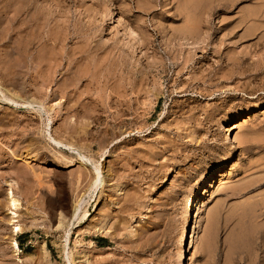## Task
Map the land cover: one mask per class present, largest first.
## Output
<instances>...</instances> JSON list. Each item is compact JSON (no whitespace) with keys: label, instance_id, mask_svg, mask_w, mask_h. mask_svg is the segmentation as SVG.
Masks as SVG:
<instances>
[{"label":"rangeland","instance_id":"obj_1","mask_svg":"<svg viewBox=\"0 0 264 264\" xmlns=\"http://www.w3.org/2000/svg\"><path fill=\"white\" fill-rule=\"evenodd\" d=\"M0 8V264H264V0Z\"/></svg>","mask_w":264,"mask_h":264},{"label":"bare ground","instance_id":"obj_2","mask_svg":"<svg viewBox=\"0 0 264 264\" xmlns=\"http://www.w3.org/2000/svg\"><path fill=\"white\" fill-rule=\"evenodd\" d=\"M2 1V0H1ZM22 1V0H21ZM4 2V1H3ZM33 2V1H32ZM2 3V2H1ZM5 3H6V1H5ZM13 3V2H12ZM16 4V3H15ZM19 4V3H18ZM24 4V3H23ZM22 4V5H23ZM27 4V3H26ZM36 4V3H35ZM8 5V4H7ZM37 5V4H36ZM6 6V5H5ZM19 6H21V5H19ZM18 6V7H19ZM28 6V5H27ZM32 6V5H31ZM34 6V5H33ZM2 7H3V5H2ZM12 7H13V5H12ZM24 7H25V5H24ZM35 7V6H34ZM37 7V6H36ZM14 8V7H13ZM32 8V7H31ZM31 8H14L13 10H12V8H10L11 10H9V11H11V12H13V15H12V20H16L18 23H20V24H22V26H24V24H28V22H29V20L31 19V22H32V17H33V14H34V12H35V10H34V8H33V10H34V12H33V10L31 9ZM37 9V8H36ZM6 10V9H5ZM5 10H3L2 9V11H5ZM1 11V8H0V12H2ZM10 13V12H9ZM37 13V12H36ZM50 14V13H49ZM1 15V14H0ZM36 15V14H35ZM1 16H3V15H1ZM4 16H7L8 17V15H4ZM39 16V15H38ZM35 17V16H34ZM33 17V18H34ZM2 18V17H1ZM5 18V17H4ZM37 19V18H36ZM50 19V18H49ZM38 21V20H37ZM117 21V20H116ZM2 22V21H1ZM34 22V21H33ZM39 22V21H38ZM30 23V22H29ZM1 26V25H0ZM16 26V25H15ZM14 26V27H15ZM20 26V25H19ZM27 26H29V25H27ZM31 26H33L32 24H31ZM38 26V25H37ZM51 26V25H50ZM13 27V28H14ZM18 27V26H17ZM30 27V26H29ZM49 27V26H48ZM56 27V26H55ZM26 28V27H25ZM41 28V27H40ZM8 29V28H7ZM15 29H17L16 27L14 28V30L13 31H15ZM21 29V28H20ZM19 29V30H20ZM2 30V29H1ZM4 30V29H3ZM10 30V29H9ZM12 30V29H11ZM10 30V31H11ZM18 30V29H17ZM31 30H33L32 29V27H31ZM38 31V30H37ZM16 32V31H15ZM46 32V31H45ZM49 32V31H48ZM4 33V32H3ZM31 33V32H30ZM35 33V32H34ZM33 33V34H34ZM5 34V33H4ZM3 34V36H5ZM10 34V33H9ZM24 35V34H23ZM7 36H8V34H7ZM43 36V35H42ZM41 36V37H42ZM27 37V36H26ZM40 37V36H39ZM3 38V37H2ZM6 38V37H5ZM13 38V37H12ZM45 38V37H44ZM45 39H47V38H45ZM10 40V39H9ZM43 41V40H42ZM145 41V40H144ZM1 42V41H0ZM13 42V41H12ZM33 42V41H32ZM15 44V43H14ZM27 45H29L28 43H27ZM27 45H25V47H28ZM23 47V46H22ZM20 47H18V49H19ZM38 48V47H37ZM5 49V48H4ZM21 49V48H20ZM28 49L29 48H27L26 50H24V48H23V52L21 53V54H19L20 52L17 50V53L19 54V56L21 57V59L23 60V62H24V64L26 65H24L25 67H28V64L29 63H33V62H36V60L38 59V58H40V57H42V55H40L41 53H37V52H32V51H28ZM7 50V49H6ZM32 50V49H31ZM44 50V49H43ZM38 51V50H37ZM56 55V54H55ZM15 56H17V55H15ZM83 57V56H82ZM6 58H7V56H6ZM8 58H9V55H8ZM50 58V57H49ZM61 58V57H60ZM18 59H19V57H18ZM20 59V60H21ZM43 59V58H42ZM12 60H13V58H12ZM17 60V59H16ZM15 60V61H16ZM81 60V59H80ZM79 61V60H78ZM39 62V61H38ZM51 63V62H50ZM78 63V62H77ZM229 63V62H228ZM7 64V63H6ZM12 64V63H11ZM256 64V63H255ZM238 66V65H237ZM30 67V66H29ZM234 67V66H233ZM2 68V67H1ZM18 69V68H17ZM33 69V68H32ZM24 70H26V68L24 69ZM71 71V70H70ZM260 71V70H259ZM20 72V71H19ZM66 72V71H65ZM77 72V71H76ZM8 73V72H7ZM15 73V72H14ZM37 73V72H36ZM61 73V72H60ZM22 75H21V77L22 78H26L27 77V72H25L24 73V71L21 73ZM30 74V73H29ZM63 74V73H62ZM14 76V75H13ZM12 76V77H13ZM19 77V76H18ZM6 78V77H5ZM14 78V77H13ZM19 79V78H18ZM17 79V80H18ZM11 80V79H10ZM15 80H16V78H15ZM33 80V79H32ZM51 81V80H50ZM66 81V80H65ZM8 82V81H7ZM19 82V81H18ZM23 82V81H22ZM48 82V81H47ZM12 83V82H11ZM33 83H34V81H33ZM32 83V84H33ZM61 83V82H60ZM70 83V82H69ZM13 84H14V82H13ZM20 84H22V83H20ZM36 84V83H35ZM15 85V84H14ZM63 85V84H62ZM12 86V85H11ZM9 87V86H8ZM34 87V86H33ZM12 88H13V86H12ZM17 89L19 90V91H21V87H19V85H18V87H17ZM16 89V90H17ZM25 89V88H24ZM23 89V90H24ZM33 89V88H32ZM61 89V88H60ZM0 90H1V88H0ZM26 90V89H25ZM8 91V90H7ZM18 91V92H19ZM28 91V90H27ZM27 91H26V93H27ZM34 91V90H33ZM40 91V90H39ZM1 92H3V90H1ZM17 92V91H16ZM17 92V93H18ZM6 93V92H5ZM21 93V92H20ZM13 94V93H12ZM32 96H35L36 94L35 93H32L31 94ZM10 96H12V95H10ZM21 96V95H20ZM33 98H35V97H33ZM4 99L5 100H7L8 102H11V103H15V104H18V102H17V95L16 94H13V96L12 97H9V95L8 96H6V94H4ZM77 99V98H76ZM37 101V100H36ZM22 102V101H21ZM22 103H24V104H27V105H29L30 103L29 102H27V101H25V102H22ZM31 105V104H30ZM231 129H233V128H235V126L233 125V127H230ZM70 132V131H69ZM55 139V138H54ZM56 142L57 143H62L61 141H59V140H57L56 139ZM35 147V146H34ZM71 147V146H70ZM36 171V170H35ZM224 173V172H223ZM220 175H222V174H220ZM220 175H219V177H220ZM223 176H224V174H223ZM214 179H215V177H214ZM218 180V179H217ZM211 181V179H210V177H208L207 176V178H205V180H204V182L200 185V186H198V188L195 190V192H194V194H193V196H191L189 199H188V201L186 202L187 203V205H186V208H185V215L187 216L188 214H189V211H190V208L191 207H193L196 203H197V201H199V200H201V198H203V196L206 194V192H207V187H208V185H209V182ZM214 181V180H213ZM219 181V180H218ZM12 193H10V195H11ZM10 202H11V204L13 205V206H16V199L11 195L10 196ZM10 204V205H11ZM76 210V209H75ZM84 216H83V218L85 217V215H86V213H84L83 214ZM183 215V214H182ZM74 216H75V211H74ZM188 217V216H187ZM186 221V220H185ZM182 223H183V221H182ZM192 225V224H191ZM191 229V228H190ZM16 230V229H15ZM17 230H18V228H17ZM183 231H182V240H184L185 238H186V231H187V221L185 222V224H184V228L182 229ZM180 241V240H179ZM181 242V241H180ZM189 243V242H188ZM15 244H16V242H15ZM184 245V244H183ZM187 245V247H188V244H186ZM187 249V248H186ZM185 250V249H184ZM180 256H181V258H182V254H180ZM83 257V256H82ZM185 260V259H184ZM182 263H184V262H182ZM189 264V263H188Z\"/></svg>","mask_w":264,"mask_h":264},{"label":"trees","instance_id":"obj_3","mask_svg":"<svg viewBox=\"0 0 264 264\" xmlns=\"http://www.w3.org/2000/svg\"><path fill=\"white\" fill-rule=\"evenodd\" d=\"M102 239H103V238H100L101 241H103Z\"/></svg>","mask_w":264,"mask_h":264}]
</instances>
